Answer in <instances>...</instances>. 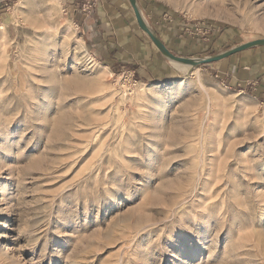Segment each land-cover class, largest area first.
<instances>
[{
  "label": "rangeland",
  "instance_id": "rangeland-1",
  "mask_svg": "<svg viewBox=\"0 0 264 264\" xmlns=\"http://www.w3.org/2000/svg\"><path fill=\"white\" fill-rule=\"evenodd\" d=\"M18 1L0 12V264H264V44L185 70L158 50L143 79L93 52L68 0ZM153 1L192 41L176 55L264 38V0Z\"/></svg>",
  "mask_w": 264,
  "mask_h": 264
},
{
  "label": "crops",
  "instance_id": "crops-1",
  "mask_svg": "<svg viewBox=\"0 0 264 264\" xmlns=\"http://www.w3.org/2000/svg\"><path fill=\"white\" fill-rule=\"evenodd\" d=\"M9 2L10 0H0V12L6 9ZM82 2L83 0H68V5L79 28L83 29L93 52L111 64L132 68L143 79L154 75L158 62L162 60L158 54V50H161L148 32L140 26L131 1L99 0L97 7L89 15L81 11ZM136 2L147 26L173 54H181L182 52L176 49L181 47L186 49L187 45L192 43L177 31L169 30L167 22L162 23L161 26L157 25L159 10L155 1L136 0ZM162 12H165L164 9ZM240 64L252 66L249 59L241 61Z\"/></svg>",
  "mask_w": 264,
  "mask_h": 264
},
{
  "label": "water",
  "instance_id": "water-1",
  "mask_svg": "<svg viewBox=\"0 0 264 264\" xmlns=\"http://www.w3.org/2000/svg\"><path fill=\"white\" fill-rule=\"evenodd\" d=\"M132 3V6L134 8L136 17L138 19V22L140 24V26L148 32V34L150 35L151 39L154 41V43L157 45V47L161 50V52L165 55H167L168 57L172 58L173 60L183 63V64H187L192 66H197L199 64H209V63H213V62H217L220 61L222 59H225L231 55H234L238 52H241L243 50H246L248 48H251L253 46L259 45V44H264V38L261 39H256V40H252L250 42H247L245 44L239 45L237 47H234L224 53L218 54L216 56H211V57H207V58H202V59H193V58H188V57H183V56H177L175 54H173L168 48L167 46L150 30V28L147 26V24L145 23L140 10L137 6V2L136 0H130Z\"/></svg>",
  "mask_w": 264,
  "mask_h": 264
},
{
  "label": "built area",
  "instance_id": "built-area-1",
  "mask_svg": "<svg viewBox=\"0 0 264 264\" xmlns=\"http://www.w3.org/2000/svg\"><path fill=\"white\" fill-rule=\"evenodd\" d=\"M99 0H83L81 11L85 15H89L97 7Z\"/></svg>",
  "mask_w": 264,
  "mask_h": 264
},
{
  "label": "bare ground",
  "instance_id": "bare-ground-1",
  "mask_svg": "<svg viewBox=\"0 0 264 264\" xmlns=\"http://www.w3.org/2000/svg\"><path fill=\"white\" fill-rule=\"evenodd\" d=\"M23 0H19L18 3H22ZM177 66H179L181 69L185 70L186 68L188 67H191L190 65H187V64H181V63H178V62H175ZM111 73H113L111 70H110ZM199 72V68H197L195 70V73H198Z\"/></svg>",
  "mask_w": 264,
  "mask_h": 264
}]
</instances>
